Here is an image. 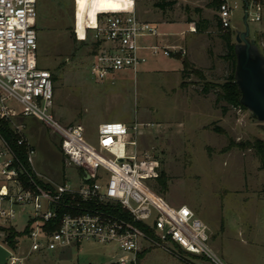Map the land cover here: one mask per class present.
<instances>
[{
    "label": "rangeland",
    "instance_id": "1",
    "mask_svg": "<svg viewBox=\"0 0 264 264\" xmlns=\"http://www.w3.org/2000/svg\"><path fill=\"white\" fill-rule=\"evenodd\" d=\"M213 1L135 0L139 20L173 23L167 38L185 54L149 56L135 75L126 72L111 84L96 82L89 74L93 41L83 27L90 14L120 11L123 5L114 0H38L37 63L53 76L52 114L58 122L82 125L93 145L101 123L149 125L140 127L138 148L149 151L158 175L163 172L169 179L167 192L159 196L172 207L186 205L194 211L208 227L209 245L223 264H264V170L255 151L245 146L256 138L264 141V123L247 109L218 100L221 89L216 86L228 81L231 64ZM228 3L236 44V34L244 31L245 5L243 0ZM260 8L259 22L251 21L256 8H248V26L264 55V0ZM201 19L208 21L207 31L187 33ZM181 59L200 70L203 78L184 76ZM206 84L214 86L208 93ZM24 122L36 151L37 172L45 180L77 186V170L65 167L59 136L34 118ZM24 226L21 217L16 231L22 234ZM18 247L24 264H109V255L117 251L88 242L26 258L31 247L26 235L19 238ZM139 264L213 263L178 250L152 248L142 253Z\"/></svg>",
    "mask_w": 264,
    "mask_h": 264
},
{
    "label": "built area",
    "instance_id": "2",
    "mask_svg": "<svg viewBox=\"0 0 264 264\" xmlns=\"http://www.w3.org/2000/svg\"><path fill=\"white\" fill-rule=\"evenodd\" d=\"M114 1L123 10L99 13L94 27L87 22L83 27L96 44L89 64L94 81L113 84L121 74L135 75L149 56L185 54L181 47L149 43L160 36L158 25L137 18L135 0ZM37 5L38 0H0V120L17 136L13 148L0 134V228L18 230L24 217L31 252L94 242L117 249L109 264H139V254L152 248L223 264L209 245L208 227L194 211L170 206L150 188L159 176L157 162L138 148L140 127L149 125L101 123L93 145L82 125L67 126L54 118L52 74L37 63ZM250 6L256 8L251 21L259 22L260 3ZM218 15L221 27L232 29L228 0H221ZM30 117L59 136L65 167L77 170V186L45 180L37 172L36 151L25 132L24 120ZM47 225L57 228L46 230ZM0 245L11 253L7 264H24L1 234Z\"/></svg>",
    "mask_w": 264,
    "mask_h": 264
},
{
    "label": "trees",
    "instance_id": "3",
    "mask_svg": "<svg viewBox=\"0 0 264 264\" xmlns=\"http://www.w3.org/2000/svg\"><path fill=\"white\" fill-rule=\"evenodd\" d=\"M247 1H248V3H250L251 1H255L258 3L263 2V0H247ZM220 3H221V0H214L211 7L218 9L220 6ZM159 6L163 7L164 5L160 4ZM95 18H96V15H93V14H90L87 17V23L90 24L91 27L95 23ZM207 28H208V21L201 19L195 25V32L196 33L197 32L204 33L207 31ZM218 28L222 32V39L224 40L226 47L228 48V53L225 55L226 60H228L231 64V74H230V77L228 78V81L225 84H223L222 86H216L219 89H221V92L218 94V100L223 99L233 106L240 107L242 109H246L240 103L241 92L239 91V89L235 83V78H234L235 67H236V56H235V49H234L235 44L233 43L234 33L231 31V29H227V30L223 29L221 27L220 20L218 21ZM91 46L93 49V51H92V54H93L94 49L96 47V44L92 42ZM181 61L183 64V75L184 76L189 74V73H194L197 76H199L200 78H203L202 72L200 70H195L194 68H191V64L189 63V61L187 59H181ZM52 78H53V76H52ZM213 87L214 86H212L211 84H206L204 87V93H208V91ZM263 128H264V126H263ZM0 134L9 142V144L13 148H16L17 136H15L12 133L9 124L4 122V121H1V120H0ZM245 146H247L249 149H253L255 151V153H256V155H257V157L261 163V168L264 170V141L259 139V138H256L252 143H247V144H245ZM153 182H155L154 183L155 185L151 186L150 188H152V190L155 191L158 195H164V193L167 192L169 179L163 172H160L157 179L153 180ZM139 227H141L143 230L148 232L144 226L139 225ZM56 228H57V226H55V225L54 226L47 225L46 230H55ZM27 233H28V230H24V232L22 234H19L16 230H13V229L0 228V234H1V236L5 242L6 246L11 251L17 250L19 238L21 236L27 235ZM142 253L139 254L138 258H140Z\"/></svg>",
    "mask_w": 264,
    "mask_h": 264
},
{
    "label": "water",
    "instance_id": "4",
    "mask_svg": "<svg viewBox=\"0 0 264 264\" xmlns=\"http://www.w3.org/2000/svg\"><path fill=\"white\" fill-rule=\"evenodd\" d=\"M245 12L244 31L235 36V83L241 92L240 103L260 123H264V55L256 41L250 38L247 0H243ZM10 251L0 245V264H7Z\"/></svg>",
    "mask_w": 264,
    "mask_h": 264
},
{
    "label": "crops",
    "instance_id": "5",
    "mask_svg": "<svg viewBox=\"0 0 264 264\" xmlns=\"http://www.w3.org/2000/svg\"><path fill=\"white\" fill-rule=\"evenodd\" d=\"M153 23H156V22H153ZM158 25V32H159V28H163L162 29V34L159 32L160 36L156 39H154V41H149V43H159L161 44L162 46H165V47H176L177 44H175L172 40H170L168 37L167 34H169L168 32H166L167 28H169L170 24H173V23H168V22H157L156 23ZM186 26H188L187 24H185ZM189 30L187 31L188 32H191V28L188 27ZM186 33V32H185ZM196 33V32H195ZM121 122V121H120ZM124 123V122H123ZM19 243V241H18ZM20 248L17 247V250H16V253L19 257H22L21 256V253L19 252ZM34 256V252H31V250L29 249L28 252L26 253V258L27 257H32ZM24 260H25V257H22Z\"/></svg>",
    "mask_w": 264,
    "mask_h": 264
},
{
    "label": "bare ground",
    "instance_id": "6",
    "mask_svg": "<svg viewBox=\"0 0 264 264\" xmlns=\"http://www.w3.org/2000/svg\"><path fill=\"white\" fill-rule=\"evenodd\" d=\"M95 26V23L93 24V26L92 27H94Z\"/></svg>",
    "mask_w": 264,
    "mask_h": 264
}]
</instances>
